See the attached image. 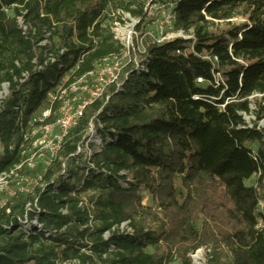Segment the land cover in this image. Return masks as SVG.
Segmentation results:
<instances>
[{"label":"trees","instance_id":"1","mask_svg":"<svg viewBox=\"0 0 264 264\" xmlns=\"http://www.w3.org/2000/svg\"><path fill=\"white\" fill-rule=\"evenodd\" d=\"M112 6L0 0V175L23 163L24 136L60 109L62 85L122 54L104 28ZM119 8L141 35L171 12L189 39L134 53L144 69L129 65L86 109L32 195L0 206V264H192L201 249L208 264H264V0ZM97 121L104 150L77 155Z\"/></svg>","mask_w":264,"mask_h":264},{"label":"built area","instance_id":"2","mask_svg":"<svg viewBox=\"0 0 264 264\" xmlns=\"http://www.w3.org/2000/svg\"><path fill=\"white\" fill-rule=\"evenodd\" d=\"M123 16L126 18L125 22L120 21L122 24L118 23L115 25V33L113 35L115 41L120 44V46L123 48V52H125L129 57L128 59L126 58V65L119 71H112L108 69L104 73L100 74H97L98 71L96 72V70H94L92 73H89L88 75L78 79L71 86L67 87L62 85L57 90L54 101H57L61 104L60 109L56 113H53L52 108H50L48 110H45L43 112V115H37L33 119L31 123V129L24 136L26 148L22 154L25 157V160L21 165L15 167V169L10 173L0 175V194L4 193L10 188L12 181H17L18 186H21V183L25 182L26 188H30V190H26V196L32 195L34 190L40 187V183L43 178V175L42 177H37L35 179L31 177H25V173L33 171L35 169L33 165L34 161L44 160V158L47 157L45 163L48 167L56 159L65 139L67 138L71 130L77 126L79 120L83 118L86 109L104 98L107 89L118 82L124 68H127L131 64H134L137 67V70L144 69V66L140 63L142 61H138L133 57V51L135 50V39L137 46L136 54L138 55V57H143L147 52L148 46L152 43L162 44L166 41H172L177 38L185 40L189 39V37H187L184 33H177L173 30V25L176 21V17L171 12L163 13L161 19L154 25V27L156 28V33L147 31L141 39L138 38L136 30L138 22L135 19H132L128 14ZM19 25L24 31H27V27L24 25V21L22 19L19 20ZM119 66L121 67V64L117 65V67ZM102 74L103 77L100 76ZM93 77H98V85L94 89H89L90 87H88L87 80ZM203 83V79L197 80L198 85H202ZM83 93L86 95L88 94L89 97L87 100H83L81 98V95ZM67 98H70V100L67 101ZM0 100L2 99L0 98ZM58 113L60 116L59 119L57 118L54 123L48 125L45 124L46 121L53 116V114L55 115ZM101 128L102 126L98 121L93 122L90 125L87 139L85 140L83 145L78 148L77 155H82L85 158H91L94 152L100 153L104 150L106 146L105 141L98 133V129ZM43 135L50 136L51 139L50 142L45 146V148L40 144V136ZM22 149H24V146L22 147ZM2 152L3 148L0 144V155L2 154ZM64 174L65 172L63 173V175ZM31 206L32 205H28V208H30ZM260 207L263 208L264 204L260 203ZM33 225L40 229L37 220L33 222ZM121 230L131 233V229H129L127 224L122 225ZM199 255H201V251L196 252L193 256L198 257Z\"/></svg>","mask_w":264,"mask_h":264},{"label":"rangeland","instance_id":"3","mask_svg":"<svg viewBox=\"0 0 264 264\" xmlns=\"http://www.w3.org/2000/svg\"><path fill=\"white\" fill-rule=\"evenodd\" d=\"M125 1L128 2V0H113V6L107 13L108 20L104 24V28L107 30H110L113 34L115 33V25L118 23H121L120 20L123 22H125V20H126V18L123 15H127V14L122 13L120 8H119V5ZM136 1L145 3L146 10H148V12L150 13V16L154 15L158 10H160L162 8L163 4L169 3V0H136ZM241 22H242V19L240 17H237L235 20L232 21V23H234V24L241 23ZM113 30H114V32H113ZM147 31L148 32L151 31V32L156 33V28L154 26H151L146 30V32ZM137 34H138L139 39H141L142 36L145 35V34L141 35L139 32H137ZM46 43L47 42H44L42 45L45 46ZM134 44H135V50L133 52L136 54L137 53L136 39L134 40ZM126 58L128 59L129 57L126 55L125 52H122V54L119 57L118 56L117 57L116 56L110 57L109 60L102 62L101 64L97 65L95 67V70H96V72L98 71L97 74L104 73L108 69H110L112 71H119L120 69H123V67L126 65V63H127ZM119 64H121V67L120 66L117 67V65H119ZM124 70H125V68H124ZM124 70H122V74H123ZM100 76L103 77V74ZM97 78L93 77V78H89L87 80L88 81V87H90L89 89H94L95 87H97V85H98ZM7 93H8L7 86L1 87L0 98L4 99L7 96ZM81 96H82L81 98L83 100L84 99L87 100L89 97L88 94L86 95L84 93ZM66 100L69 101L70 98H67ZM38 115L39 116L43 115V112H41ZM53 116H54V120H56L57 118L58 119L60 118L59 113L55 114V115L53 114ZM245 120L248 124H250L252 121V118L246 117ZM260 127L264 129V123H261ZM40 138H41L40 144H41V146H43L45 148V146L51 140L50 136L43 135V136H40ZM46 159H47V157L44 158V160H35L33 163L35 169L33 171H29V172L25 173L26 174L25 177H31L33 179H35L37 177H39V178L42 177V175L44 174L45 169L47 167L46 166L47 164L45 163ZM17 183H18L17 181H12L10 188L7 191H5L4 193L0 194V206L7 204L10 201H16L20 197H25L27 195L26 190H30V188H26V185H25L26 183L25 182L21 183V186H18ZM253 184H254V181H251L247 185H253ZM262 193L264 195V190L262 191ZM150 203H151L150 199L147 198L145 201V204L150 205ZM260 210L262 212H264V207L263 208L261 207ZM222 250H224V253H226L225 247H222ZM199 251H201V255H199L198 257L191 255L192 264H208V260H207L206 252H205V251H207V249H201Z\"/></svg>","mask_w":264,"mask_h":264}]
</instances>
